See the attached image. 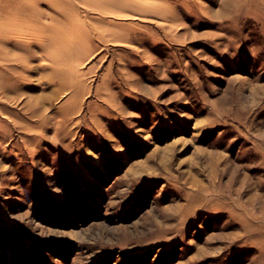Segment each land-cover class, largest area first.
Wrapping results in <instances>:
<instances>
[{
	"label": "rangeland",
	"instance_id": "rangeland-1",
	"mask_svg": "<svg viewBox=\"0 0 264 264\" xmlns=\"http://www.w3.org/2000/svg\"><path fill=\"white\" fill-rule=\"evenodd\" d=\"M0 264H264V0H0Z\"/></svg>",
	"mask_w": 264,
	"mask_h": 264
}]
</instances>
